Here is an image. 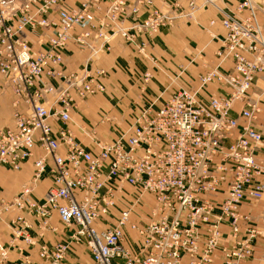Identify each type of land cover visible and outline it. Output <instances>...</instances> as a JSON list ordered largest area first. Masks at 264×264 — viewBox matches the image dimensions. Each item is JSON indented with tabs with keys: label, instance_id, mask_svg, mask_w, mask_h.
I'll return each mask as SVG.
<instances>
[{
	"label": "built area",
	"instance_id": "1",
	"mask_svg": "<svg viewBox=\"0 0 264 264\" xmlns=\"http://www.w3.org/2000/svg\"><path fill=\"white\" fill-rule=\"evenodd\" d=\"M210 4L215 5L212 0L202 5L198 0H0V97L10 95L13 109L12 126L0 129V167L19 172L27 162L33 165L18 195L0 197V224L13 233L9 245L21 251L19 264H34L26 245L38 247L41 264H62L74 242L86 244L92 264H215L222 253L226 264H241L252 253L249 242L218 251L220 229L234 228L236 238L241 204L264 196V165L256 155L263 135L255 125L262 108L260 99L250 96L255 79H264V34L253 0L222 11L227 35L217 52L219 63L199 77L201 90L181 89L111 144L94 140L86 129L83 137L80 125L74 128L77 100L106 90L109 71L94 65L116 40L136 50L140 62L153 61L147 59V39L162 27L195 20ZM72 46L86 58L80 70L67 74L65 53ZM229 61L232 67L225 71L222 65ZM151 80L146 67L143 81ZM213 82L229 94L204 98L203 89ZM238 104V117L232 118ZM229 138L234 143L226 147ZM46 179L52 185L39 199L36 192ZM126 188L143 204L142 224L132 221V209L110 220ZM223 192L224 200L214 202ZM54 217L73 230L71 241L40 246L48 233L59 232ZM127 227L139 232L145 254L132 255L123 246L136 241L125 235ZM208 228L212 240L204 253L200 240ZM10 255L0 241V264H12Z\"/></svg>",
	"mask_w": 264,
	"mask_h": 264
},
{
	"label": "rangeland",
	"instance_id": "2",
	"mask_svg": "<svg viewBox=\"0 0 264 264\" xmlns=\"http://www.w3.org/2000/svg\"><path fill=\"white\" fill-rule=\"evenodd\" d=\"M212 1L215 3V5H212V4L208 5L205 10L208 11V9L212 8L216 11L217 15H221V18H222L223 17L222 11H225V12H227L229 10L235 11L236 8L239 6L241 0H212ZM202 2H203V0H198V4L202 5ZM253 3H254V6L258 9V16H259V20H260V23L262 25V30H263V34H264V0H253ZM245 12H247V11H245ZM200 14H201V10L199 11V13H197L195 15V19H196V16L200 15ZM147 16L148 15H143V18H146ZM190 19L191 18H188L187 20H190ZM190 21L195 22L197 20H190ZM213 21H215V19L210 20L208 26H202L201 30L205 34L209 35L211 39H216L218 34L216 32H214L212 30V28L215 27L218 23H216L214 26H212L211 23ZM180 22H182V21H178L177 24ZM176 25L174 27H176ZM174 27H172V28L162 27L160 29V32L163 29L172 30ZM150 39H152V37ZM120 40L123 41L124 43H126L124 40H122V39H120ZM221 46L222 45H220L218 47V49ZM197 51L198 50H196L194 52V54ZM134 52L137 56V59L139 60L140 59V57L138 55L139 53L136 50H134ZM108 54H109V52L104 54V55H108ZM196 54H197V56L196 57L194 56L193 60H196L199 58V60H203V62L205 61V63L202 62L203 68H201V69L203 70V72L198 73V75H197V78L199 80V77H201L202 75H205L210 70L209 67H211L213 65L211 63L214 60V57H213V59H211V58L205 59L203 56V53L197 52ZM104 55H102V56H104ZM102 56H101V59H103ZM148 57L149 58H147V59L152 58L153 61L146 60V63H142V62H140V63L144 66V68L148 67L149 72L152 73L153 78H154L153 70H155V69H159L160 71L164 72L167 75L168 80H170V86H168V87H170V88L172 87V89L175 91L171 95V97L175 96L177 93H179L181 89L194 90L197 88L196 79H195L194 84H191L189 82H187L184 85L180 84V82H181L180 79L183 80V77L187 74L188 69L190 70L192 68V65H193L192 63H194V62L191 61V63H189V65L182 66V67L180 66L176 73L171 74L170 72L167 71V68L161 66V61L158 59V57H156L152 54L151 50L148 51ZM99 61H97V63ZM94 66H95V68H102V69H105L106 71L108 70L107 68L102 67L100 65H94ZM180 71H181V73H180ZM74 72H76V71H74ZM74 72H67L66 71L65 73L71 74ZM143 72L144 71H141L140 78L138 79V77H137L135 82H136V86H137V82L140 81L142 84V87L147 89L150 82L144 83ZM107 77H109V75ZM262 79L263 78L261 75L259 76V78L255 79L254 86H253L252 90L250 91V96H251V98L253 97L255 99H260L259 104L262 108V111L260 114L261 116L258 118L259 120L257 119V121H259V127H257L256 123H255V125L261 131L262 135H264V130H263L264 129V116H263V114H264V79H263V81H262ZM119 84H122V87H120V89L117 90L119 88ZM115 85H116V87H114V85L111 86V87H113V91H115V92H112L109 89V87L105 84L106 90L104 93L91 95L87 98V100L85 102H82V103H80L81 101L77 100V102L79 103V106H76L73 109V111H74L73 118L77 122V125H75L74 128L78 127V125H80L81 128H84V129L79 128V130H78V133L81 134L83 137L84 136L87 137L86 133H85V129H86L88 134H90L94 140L102 141V143H104V144L114 143V142L118 141L119 139H121L122 137H124L126 134L129 135V133H131L132 130L134 129V127L137 125L138 119L140 117H142V115L146 111L151 112L149 114V117H150L157 112V110L161 107V105H163V103H165L168 99H170V97H168L167 99L165 98V95H166L165 92L166 91L162 92L159 95V97L154 98L152 100H148L150 102L142 99L141 97H138L137 99L128 98V96L130 95V92H131V88H132L131 86L132 85H130L128 83L127 84L121 83V82H118L117 84L115 83ZM168 90H169V88H168ZM216 95H219V94H216ZM239 105L240 104H238L236 106H239ZM235 110L236 109H234L231 112L232 118L238 117V115L235 117L233 116V112H235ZM0 129H2V128H0ZM240 130L241 129H238L235 132L234 137L238 136L240 134V132H241ZM86 141H87V144L95 151V153H97L98 148L91 146L89 144V139H87ZM262 142H263V139H262ZM233 143H234V138H232V139L229 138L228 140H226L224 142V145L226 147H229ZM257 159H258V157H257ZM259 162H261V160H259ZM261 164L264 165V162H261ZM8 176H10L11 178H14L15 176H20V175L19 174H11V172H9ZM15 179L19 180L20 178L18 177ZM222 190L225 191V189H222ZM131 191H132L131 189L126 188V191H124L125 195H119L118 196V198H117L118 206L112 210L110 220L115 221L117 219L116 217H118L120 212L124 209H132V211H133L132 221L133 222H136L138 224L144 220L145 213L143 214L144 211L142 212L143 204H141V203L137 204V202L135 200L136 198L129 196ZM19 192H20V190L18 191V193L16 195H18ZM140 194H141V191H139L137 193L138 199H139ZM223 194H224V192L220 193L218 195V197L213 198V196H210L209 198L211 200L213 198L214 202H216V203H221L225 197ZM144 195H145L144 200L147 199L148 204L153 203V199L150 198V196H147L146 194H144ZM0 197L2 199H5V200H11L12 198H14V197L5 198L1 195V193H0ZM263 200H264V196L261 200H258V201H252V200L248 199L247 201H244L241 205H243L245 202H247V203H249L248 205L250 206V209H251L255 205L261 204V202ZM136 204H137V206H136ZM131 206H132V208H131ZM241 207L242 206H240L239 212H238V214L241 216L239 224H238L239 225V235L237 234V237L235 238V235H234L235 230L233 228V231H232V227H230V226H226L223 229L221 228L220 230L223 232L224 239L222 241L223 243H222V246H220L218 253L229 251L233 246L249 242V244L253 247L252 253L250 251V253L247 254V259L242 261L241 264H246V263H249L253 260L259 261L258 264H261V263L264 264V248L261 245L258 247V245H259L258 241L259 240L261 241L262 239L264 240V228H260L258 225H256L258 222L256 220H253V223L251 224V215L244 213V212H241L240 211ZM219 209H220V207H219ZM217 212H219V211H217ZM245 216H248L249 219H247ZM11 218L6 217L5 221H9V219H11ZM55 219L60 222V224H61L60 228L64 229V231L68 235L66 237V240L63 239L61 241H58L54 245H57L58 243L63 242V241L70 243L71 233L69 234V230H70V232L71 231L73 232V230L66 228L62 224V222L60 221L59 218L54 217V220ZM54 220L51 222L53 226H55ZM0 225L2 226V224H0ZM5 230L7 231L6 233L8 235V241L6 243L1 238H0V241L2 242V244L7 249L10 250L11 255H10L9 262H11L12 264H19L21 251L19 249L16 250V248H13L9 245V240L11 238H13V233L8 228H5ZM60 231H59V233H60ZM254 231H255V234L253 235L252 232H254ZM124 232H125V235L127 237L132 236L133 238H135L136 241L134 243H130L126 240L123 242V246L129 252H131L132 255L138 256L141 254H145L144 253V246L142 245L143 241H142V238H141V235L139 234V232L132 230L131 227L125 228ZM203 234L204 235H202V238L200 240V244H202L201 249H203L202 251L205 250L204 251V253H205V252H208V245H209V242L212 240V234L210 232V228H208L207 231L204 230ZM34 235H35V238L38 240L39 239L38 236H40V234L35 233ZM63 235H64V233H63ZM59 239H60V236H59ZM45 243L46 242L43 241V242L39 243V245L43 246V245H45ZM46 245H48V243H46ZM225 245L227 247H224ZM18 246L21 247V245H18ZM27 246L28 245H26L24 252L26 251L27 254H30V252L37 250V254H38V256H40L38 247H34V246L27 247ZM260 249H262L261 255L258 254ZM245 253H246L245 250L240 251V254H245ZM12 255L16 256V258L14 260L12 259ZM73 256L76 257L75 258L76 260L73 259ZM32 257H33V255H32ZM87 257L91 258V253H90L88 247L86 246V244L74 242V243H72V245L70 244L67 257L65 260H63L62 264H72L73 262H74L73 264H85L84 262H86L85 260ZM256 257H257V259H255ZM40 260L42 263H44L42 259H40ZM67 261L70 263H68ZM225 262H226V258L223 256V253H222V256L219 259H217L216 262H214V263L215 264H217V263L226 264ZM34 264H35V262H34ZM186 264H188L187 261H186Z\"/></svg>",
	"mask_w": 264,
	"mask_h": 264
},
{
	"label": "crops",
	"instance_id": "3",
	"mask_svg": "<svg viewBox=\"0 0 264 264\" xmlns=\"http://www.w3.org/2000/svg\"><path fill=\"white\" fill-rule=\"evenodd\" d=\"M208 5L201 9V14L196 16L197 21H182L176 25L172 30L163 29L158 35L154 36L152 39H147L150 43L149 51L151 50L152 54L161 61V66L167 68V71L171 74H174L178 71L179 67L189 65L192 63V68L189 70L187 74L183 77V80L180 79V84H186L187 82L194 84L195 79L197 82V88L201 90L200 82L197 78L198 73L203 72L201 68H203V60H193L194 56H197V52L203 53L205 59L211 58L214 60L211 64L219 63L217 52L220 50V45H223V40L226 37V31L222 28V18L221 15H217L216 11L212 8L205 10ZM215 19L216 23H218L215 27L212 28L214 32L218 34L216 39H211L209 35L205 34L202 30V26H208L209 21ZM198 22V23H197ZM198 50L195 54L194 52ZM67 60L64 66L65 71L74 72L78 71L86 58V54H82L76 50L74 46H72L68 52L66 53ZM214 55V56H213ZM101 59L96 65H100L109 70V77L106 80V85L112 92L113 87H116L115 83L118 82L130 84L131 92L128 98L137 99L141 97L142 99L148 101L154 98L159 97V95L166 91L165 98L171 97V95L175 92L170 86V80H168L167 75L160 71L159 69L153 70V80H151L147 89L142 87L140 81L137 82L136 79L140 78L141 71H144V66L140 63V60L137 59V56L132 47L128 46L126 43L121 41L120 39L115 41L114 48L108 55L102 56ZM203 62V63H202ZM213 66V65H212ZM223 69H230L232 67V63L229 61L224 63ZM181 73V71H180ZM173 76V75H172ZM263 81V79H262ZM122 84H119L120 89ZM169 88V90H168ZM230 90L224 88L222 85L218 83H213L206 88L203 89V97L207 98L211 94H219V95H228ZM99 98V97H98ZM10 95H5L0 97V128L4 129L5 127L12 126V101ZM150 102V101H148ZM240 106L237 107L235 112H233V116L238 115ZM74 115V112H73ZM261 115H259L260 117ZM264 116V114H263ZM259 120V119H258ZM257 127H259V121L256 122ZM264 130V129H263ZM257 157L261 162H264V135L261 149L256 153ZM11 174H19L20 176H15L11 178L8 176V173ZM33 172L32 162H27L24 164L23 168L19 172L9 171L5 167H0V193L5 198L14 197L22 185L30 178ZM20 178L19 180L15 178ZM17 180V181H16ZM260 181L264 182V176L260 178ZM52 185V182L49 179L44 180L36 192L37 198H42L46 193L47 189ZM249 203L245 202L240 211L251 215V224L253 220L258 221L256 225L260 228H264V200L259 205H255L250 209ZM260 213V214H259ZM58 218V217H57ZM54 225L60 229V233H48L44 242L48 243V245L52 246L56 242L61 241L63 239L66 240L67 233L64 229L60 228V222L58 220H54ZM62 227V226H61ZM258 227V228H259ZM5 227L0 225V238L7 243L8 235L6 233ZM64 233V235H63ZM70 234V230H69ZM60 236V239H59ZM258 247L261 245L264 248V240L258 241ZM262 249L259 250L258 254L261 255ZM33 255V259L35 264H41V260L39 259L36 250L30 252ZM16 258L15 255H12V259ZM76 257L73 256V259ZM262 258V257H261ZM257 259V257L255 258ZM85 264H92L91 258L87 257ZM68 262V261H67ZM259 261H251L246 264H258ZM70 263V262H68ZM74 263V262H73ZM72 263V264H73ZM219 264V263H217ZM262 264V263H261Z\"/></svg>",
	"mask_w": 264,
	"mask_h": 264
},
{
	"label": "bare ground",
	"instance_id": "4",
	"mask_svg": "<svg viewBox=\"0 0 264 264\" xmlns=\"http://www.w3.org/2000/svg\"><path fill=\"white\" fill-rule=\"evenodd\" d=\"M221 26H222V28L225 30V28L223 27V25H222V23H221ZM226 31V30H225ZM226 35H227V31H226ZM218 57V56H217ZM213 83H215V82H213ZM217 83V82H216ZM210 84H212V83H209L207 86H209ZM72 116H73V114H72Z\"/></svg>",
	"mask_w": 264,
	"mask_h": 264
}]
</instances>
